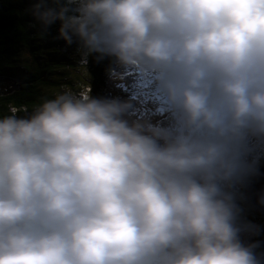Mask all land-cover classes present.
Wrapping results in <instances>:
<instances>
[{
  "label": "clouds",
  "instance_id": "obj_1",
  "mask_svg": "<svg viewBox=\"0 0 264 264\" xmlns=\"http://www.w3.org/2000/svg\"><path fill=\"white\" fill-rule=\"evenodd\" d=\"M27 11L43 30L58 23L82 62L107 58L109 79L150 81L173 119L134 117L131 96L70 91L0 117V264H262L232 186L264 165L245 154L264 140V0Z\"/></svg>",
  "mask_w": 264,
  "mask_h": 264
},
{
  "label": "trees",
  "instance_id": "obj_2",
  "mask_svg": "<svg viewBox=\"0 0 264 264\" xmlns=\"http://www.w3.org/2000/svg\"><path fill=\"white\" fill-rule=\"evenodd\" d=\"M33 2L34 0H0V75H8L16 79L15 87L6 94H0V117L10 115L12 109H17L18 116L31 114L44 99L54 98L57 95L55 92L57 89L63 90V82L68 81L65 71L73 69V66L77 64L71 56L66 55L67 53H64L61 59H56L54 52L48 51L51 54L50 57L43 52L44 43L48 44L49 49L52 46L55 49V47L64 45L65 42L58 39V23L51 25L47 30L35 26L32 16L27 11ZM42 60H50V62L44 64L41 62ZM54 66H57L58 69L62 68V76L56 77L51 74ZM85 67L88 82H80L79 85L70 87L73 82L71 80L66 83L68 84L67 91L80 94L84 93L86 88L88 89L86 92L93 96H105L99 83L102 71L107 72L110 61L105 58L97 62L90 57L85 62ZM83 78L81 76L80 80ZM76 81H78V77ZM83 84L85 85L82 86ZM261 145L263 142L259 139L249 143L245 154H250V150L251 152H261ZM247 179H245L242 190L237 189L236 192L233 190L236 193L234 197L236 204L253 218L264 219V214L260 215L253 206L249 205L251 203L246 189L252 180L248 181ZM258 233L255 237L257 239L251 242L257 245L256 253L264 247V229L258 230Z\"/></svg>",
  "mask_w": 264,
  "mask_h": 264
},
{
  "label": "rangeland",
  "instance_id": "obj_3",
  "mask_svg": "<svg viewBox=\"0 0 264 264\" xmlns=\"http://www.w3.org/2000/svg\"><path fill=\"white\" fill-rule=\"evenodd\" d=\"M43 52L46 54V56L50 57L51 54L48 51L54 52L56 59H61L62 55L64 53H67L66 55L71 56L72 59H74V61H76L77 64H75L76 66H73V69H69L68 71H65V74H67L68 77V81H66L64 84V88L63 90H58L55 91L56 94L62 93L64 91H67L68 89L66 88V86L69 83V81H73L72 84L70 85L75 87L77 85L80 84V82H84L87 83V73L86 72V67H85V62H82L81 60V55L80 52L78 51V46L77 44H73L71 46H67V45H61L60 47H55V49L52 48L49 49L48 48V44L44 43L43 44ZM42 63H47L50 62V60H42ZM82 62V63H80ZM79 68V71H77V69ZM76 71H75V70ZM61 70L62 68L58 69L57 66L53 67V70L51 72L52 75L54 76H62L61 75ZM14 71V70H12ZM71 74V75H70ZM70 75V76H69ZM128 79L126 81L123 82H115L111 79H109V76L107 74L106 71H102V78H100V83L101 84V89H103V93L106 96H119L122 98H128V97H132L135 98L136 100V110L133 113V116H139V117H144V118H148L150 119L153 123L159 122L160 124L163 125H168L172 122V115L170 117H163L165 116L166 112L163 109H166V107L163 106H159V101L157 100V98H159V96L157 95V93L155 92V90L151 87V83L148 84L144 81H138L136 78H134L132 76L131 73H128ZM84 77L82 80H80V78ZM78 77V81H76ZM67 80V79H66ZM85 84H83L82 86H84ZM69 87V88H70ZM88 91V89L85 88L86 92ZM53 92V91H51ZM88 93V92H87ZM113 93V94H112ZM137 98V99H136ZM141 100V101H140ZM153 101L156 102V107H151V104H153ZM141 102H146V106L144 105L143 107L141 105H139L138 103ZM161 102V101H160ZM158 106V107H157ZM170 110H168L169 112ZM157 115H159V117H161V119H157ZM163 115V116H162ZM254 137L250 138L247 142V144H249L251 142V140ZM261 142H263V145L260 146V149L262 150L260 151H254V153L258 156V158H255V162L256 164L254 165L255 167H259L264 163V140H261ZM245 154L243 155V159L245 158ZM263 162V163H262ZM252 164V163H251ZM253 165V164H252ZM254 171V170H252ZM263 173V171H262ZM261 173V174H262ZM259 174V173H258ZM257 174V175H258ZM252 175H254V173H249L248 175H242L241 178L234 183V187L232 186V192L234 190V192L238 191L237 189H241L243 188V185L245 183V181H243L244 179H247L248 176L252 177ZM257 175L253 178L254 181H252L248 187H247V196L249 198L250 203L254 206V209L260 213L264 212V173L263 176L258 180V178L261 176H259L257 178ZM249 181V178L247 179ZM231 191V188H230ZM233 192L234 197L236 196V193ZM239 207V206H238ZM239 223L241 225L242 228V232H241V238L244 242L246 243H251L253 240H256L257 238H249L248 235H251L255 232V230L257 228L260 227V229H264V219H259L262 220L263 222L253 218L252 216L248 215L245 210L241 209L239 207ZM263 216V215H262ZM258 257H260L262 264H264V253L258 252L257 253Z\"/></svg>",
  "mask_w": 264,
  "mask_h": 264
},
{
  "label": "water",
  "instance_id": "obj_4",
  "mask_svg": "<svg viewBox=\"0 0 264 264\" xmlns=\"http://www.w3.org/2000/svg\"><path fill=\"white\" fill-rule=\"evenodd\" d=\"M15 86L16 79L14 77H10L8 75H0V94H6ZM262 171L264 173V165L258 170L257 174H259H256L257 178L261 175L258 180L263 176Z\"/></svg>",
  "mask_w": 264,
  "mask_h": 264
},
{
  "label": "bare ground",
  "instance_id": "obj_5",
  "mask_svg": "<svg viewBox=\"0 0 264 264\" xmlns=\"http://www.w3.org/2000/svg\"><path fill=\"white\" fill-rule=\"evenodd\" d=\"M145 82L148 83V84L151 83V82L148 81V80H146ZM133 99L135 100V98H133ZM136 99H137V98H136ZM157 100L159 101V106H163V105H164L163 102L160 100V98H157ZM135 101H136V100H135ZM140 101H141V100H140ZM160 101H161V102H160ZM138 104L141 105L142 107H143L144 105H145V106L147 105L146 102H141V103H138ZM151 107H156V102L153 101V104H151ZM157 107H158V106H157ZM143 108H144V107H143ZM163 110H165V112H166L165 116L162 115L163 117H170V116L172 115L171 111L168 112V110H169L168 108L163 109ZM157 119H161V117H159V115H157ZM251 172H252V171H251ZM253 173H254V171H253ZM253 176H254V175H252V181H254V180H253ZM250 183H251V182H250ZM252 183H253V182H252ZM253 208H254V207H253ZM258 213H259V212H258ZM262 214H264V212H263Z\"/></svg>",
  "mask_w": 264,
  "mask_h": 264
}]
</instances>
